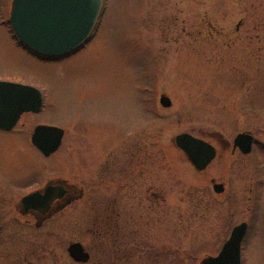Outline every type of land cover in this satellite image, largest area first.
Here are the masks:
<instances>
[{"label":"rangeland","instance_id":"rangeland-1","mask_svg":"<svg viewBox=\"0 0 264 264\" xmlns=\"http://www.w3.org/2000/svg\"><path fill=\"white\" fill-rule=\"evenodd\" d=\"M11 2L0 0V78L43 87L40 120L64 126L66 136L44 163L29 150L0 148V168L19 182L40 166L70 180L80 170L97 182L110 166L128 171L120 241L129 245L111 254L75 222L67 228L75 217L90 218L88 204L77 216L65 210L66 235L44 239L45 254L40 239L18 232L24 223L2 215L0 264H25L31 252L39 264H153V254L155 264H200L245 220L242 264H264V0H104L90 40L59 62L16 45L6 25ZM161 95L169 107L160 106ZM184 132L216 149L203 171L173 143ZM242 132L255 138L246 155L232 147ZM211 180L224 191L214 193ZM76 241L94 247V258L73 261L65 248Z\"/></svg>","mask_w":264,"mask_h":264},{"label":"flooded vegetation","instance_id":"flooded-vegetation-1","mask_svg":"<svg viewBox=\"0 0 264 264\" xmlns=\"http://www.w3.org/2000/svg\"><path fill=\"white\" fill-rule=\"evenodd\" d=\"M53 62H59V60ZM0 81L31 86L33 89H31L33 93L31 97L36 103L35 109L22 111L13 120L16 115L14 107L19 106L18 103L13 104V102L18 99V96L12 93L11 88V91L4 88L0 90V137H12L11 140L0 141V148L8 152L15 149L19 153L29 150L36 156V160L44 163L45 159H50L52 155L62 148L63 139L66 136L65 127L47 124L40 120V116L46 111V93L43 87L34 85L33 82L25 83L12 78H0ZM19 99L22 100L24 98L20 96ZM80 121L93 124L94 126L98 125L82 118ZM106 124L109 123L107 122ZM104 125V123H100V126ZM41 126H52L61 130L59 145L55 151L46 153L33 144L36 128ZM44 132L46 131L43 130L42 133ZM49 140V136L38 139V141L44 142ZM59 170L61 169L40 166L29 174L27 179H25V175L24 181L19 182L13 179L3 168H0V233L2 232L1 224L4 223L2 215H10V219L6 220L9 222L16 221L17 218L24 223L25 227L20 226L18 232L26 234L25 236L29 238L40 239L39 248L45 254L43 250L50 251L51 247L44 239L64 238L66 235L65 224L68 222L63 219L65 210L69 211L74 208L77 216L79 214L78 208L88 204L92 210V213L88 215L90 218L84 219L79 214L78 218L75 217L68 223L67 228L70 225L73 226L75 222L74 226L77 225L84 230L85 234L90 235L93 243H95L94 247L99 244L105 245L106 242L111 254H126L129 244L124 241V237L120 241V233H123L124 228L125 230L127 228L125 220L128 219V210L126 208L129 198L128 171H120L118 168L110 166L105 170L106 177H102V180L97 182V178H95L96 172L93 174L95 177L87 179L85 177L82 178V173L79 170L74 174L73 180L71 179L72 182H70L71 180L64 176L65 173H60ZM18 178H22V175L18 176ZM222 186L223 192L225 187L223 184ZM244 222L247 224L244 235L246 237L249 234L250 222L247 220ZM12 226L13 228L15 227L14 225ZM71 243L73 242L68 243V246ZM81 244L84 251L89 254V260L94 258L92 253L93 251L96 252L93 249L94 247L90 248L84 243ZM68 246L65 249L70 257ZM34 250L38 254L39 250ZM31 254L35 255L34 252H31ZM32 255H30L31 260L25 262V264L40 263L41 258H34ZM32 259H36L35 262L38 263H33L32 261L34 260ZM41 264H46V262Z\"/></svg>","mask_w":264,"mask_h":264},{"label":"water","instance_id":"water-1","mask_svg":"<svg viewBox=\"0 0 264 264\" xmlns=\"http://www.w3.org/2000/svg\"><path fill=\"white\" fill-rule=\"evenodd\" d=\"M103 1L13 0L9 22L21 43L31 51L46 57H59L77 49L89 38L97 24ZM2 88L9 91L12 89V93L18 96V99L13 102V104H19L18 107H14L16 115L13 120L20 112L35 109L36 103L31 97L32 88L1 82L0 89ZM20 96L24 99L20 100ZM159 102L163 107L171 105L165 95L160 96ZM41 130L46 132L42 133ZM44 136H49L50 140L38 141ZM60 136L61 130L56 127H37L33 144L46 153L55 151L59 145ZM251 142V135L239 133L234 138L233 144L238 145L246 153L251 148ZM173 143L183 151L196 171L205 169L215 157L216 151L211 144L189 133L177 134L173 138ZM213 189L216 193H220L223 186L213 183ZM245 228V223L234 226L219 253L216 256L203 258L200 264H240V243ZM68 252L73 259L81 262L87 261L89 257L79 243L71 244Z\"/></svg>","mask_w":264,"mask_h":264},{"label":"trees","instance_id":"trees-1","mask_svg":"<svg viewBox=\"0 0 264 264\" xmlns=\"http://www.w3.org/2000/svg\"><path fill=\"white\" fill-rule=\"evenodd\" d=\"M157 257H158V254H157V255L153 254V255L151 256V260H152V263H153V264L157 263V260H158Z\"/></svg>","mask_w":264,"mask_h":264},{"label":"bare ground","instance_id":"bare-ground-1","mask_svg":"<svg viewBox=\"0 0 264 264\" xmlns=\"http://www.w3.org/2000/svg\"><path fill=\"white\" fill-rule=\"evenodd\" d=\"M211 163V162H210Z\"/></svg>","mask_w":264,"mask_h":264}]
</instances>
